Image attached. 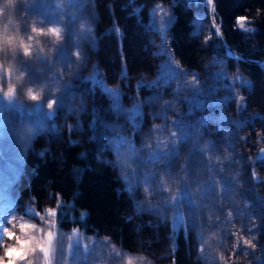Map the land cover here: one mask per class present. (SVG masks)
I'll use <instances>...</instances> for the list:
<instances>
[{
    "label": "rangeland",
    "instance_id": "rangeland-1",
    "mask_svg": "<svg viewBox=\"0 0 264 264\" xmlns=\"http://www.w3.org/2000/svg\"><path fill=\"white\" fill-rule=\"evenodd\" d=\"M45 1L16 0L6 6V0H0V229L7 228L21 240L39 238L40 234L30 228L22 231L21 225H36L46 233L51 221L52 264H126L129 256L134 264H169L176 257L179 264H208L218 253L212 248L213 236L224 238L222 264H264L256 237L260 231L264 233V160L259 159L264 149L261 86L239 64L229 66L227 59L215 52L203 72L180 65L170 48V29L175 21L170 5L158 2L150 10L149 25L156 32V42L152 32L141 41L129 37L134 44L129 43L125 53L129 58L130 54L135 56L136 61L128 71L120 49L117 13L122 11V17L133 21L129 16L138 7L132 0H94L96 24L89 20L91 15L73 4L70 14L76 21L71 27L66 16L72 0H51L54 4L44 11ZM174 2L194 10V32L207 45L217 38L207 0ZM5 25L8 36L18 34L12 44L5 43ZM32 27L43 28L44 34L32 32ZM53 27L60 30L59 38L49 33ZM68 38V52L63 54ZM83 39L89 41V62H81ZM21 40L30 46V55L23 54ZM9 83L16 88L11 101L3 95ZM78 86L82 88L76 89ZM28 88L41 95L39 103L29 97ZM106 88L118 95H110ZM76 90L88 92L84 93L86 106L73 101ZM49 99L57 100L54 110L46 107ZM49 111H54L52 118ZM109 126L115 134L109 157L129 198L128 214L134 221L148 224L143 233L138 232V245L132 250L113 241L110 234L59 227L55 216L47 214L49 209L56 212L59 197L46 193L38 204L29 184L37 159L45 153L51 155V147L55 155L66 142L95 144L105 138ZM182 133L188 136L186 141L180 139ZM121 136L130 143L120 145L117 154ZM173 137L179 155L170 158L167 170L164 161L148 160L161 147L170 150ZM97 148L95 154L100 155ZM133 158L147 163L138 168ZM182 185L200 206L197 225L190 223L187 235L185 219L183 224L177 222L175 207L166 206L183 191ZM157 208V212L151 211ZM182 209L188 217L184 202L180 205L184 217ZM142 210L147 213L144 219L139 215ZM159 210L165 217L163 222ZM170 225L179 230L174 238L181 237L179 248L172 247ZM15 243L5 233L0 239V256L4 245ZM27 258L33 264H44L38 250Z\"/></svg>",
    "mask_w": 264,
    "mask_h": 264
},
{
    "label": "trees",
    "instance_id": "trees-1",
    "mask_svg": "<svg viewBox=\"0 0 264 264\" xmlns=\"http://www.w3.org/2000/svg\"><path fill=\"white\" fill-rule=\"evenodd\" d=\"M132 1L138 7L129 16L133 21L122 17V11H120L121 14L120 12L117 13L119 17L118 21L120 20L119 23L121 24L120 49L126 58L128 71H130L136 61L135 56L130 54L129 58V53H125L128 44H134V40H129V37L133 36L137 41H141L142 37H145L153 31L149 25L150 10L156 3L161 2L170 5L175 14V21L170 29V48L180 65L190 71L203 72L207 67L212 52H215L217 55L226 58L229 66L239 64L240 68L245 71L248 77L255 84L258 83L261 86L259 99L260 106L264 107V69L254 63L239 62L227 56L224 45L215 36L212 42L207 45L202 36L194 32L192 21L194 10L189 7L185 8L181 3H175L174 0ZM215 1L216 18L222 25L227 41L245 56L255 59L264 58V0ZM52 4L54 3L51 0H46L42 6L44 11ZM73 4L79 7V11L82 10L86 14L91 15L89 20H92L93 23L97 22L95 13L92 11L95 5L94 0H72L67 5V25L71 27L70 23L76 21V17L70 14V10H73L71 8ZM203 7H205L204 4ZM238 17H247L245 28L254 29V31L241 29L236 23ZM144 32L145 34H143ZM152 33L151 35L154 38L153 42H156V32ZM69 43L70 39L68 38L64 43L65 50L61 53L66 54L68 52ZM81 44V62H89V41L83 39ZM80 86L76 87V89L82 88ZM84 93L88 95L86 90L83 92L74 91L73 101L76 103L82 101L83 105L86 106L87 102L84 101ZM63 104L64 102L62 101L57 105L58 110L63 107ZM108 132L109 134H113L110 130ZM109 134L106 137L104 136L105 138L102 141H95V144L93 141L66 142L55 155L51 147L50 157L45 153L37 159L35 171L29 176V184L31 193L36 198L38 204L42 202L46 193H53L59 197L60 202L55 212L56 222L59 227H78L85 234L95 233L104 236L110 234L113 241L132 250L136 247L138 232L143 233L146 228L145 226H148V224L144 225L145 222L141 220L134 221L133 216L128 214L130 205L129 198L122 188L114 162H107L102 156L95 154L97 146L99 147L97 148L99 151L102 150L103 145L109 146L105 142ZM110 136L113 145V141L115 140L112 135ZM110 148L113 150L111 145ZM184 203L187 204L186 202ZM158 208L151 211L157 212ZM159 212L160 219L163 222L165 217L162 211L159 210ZM182 212L184 214V225L187 235L190 233V223L188 217H185L186 211L182 209ZM145 214L147 213L143 210L139 213V215H143V219L145 218ZM214 225L215 223L213 227ZM170 228L174 231L171 225ZM202 229V225H200V234L202 233ZM192 231L194 232L195 229H192ZM256 237L259 239L260 253L264 258V233L260 231ZM211 241L212 248L218 253L214 256L215 261L209 262L208 264H222L221 258L224 253V238L222 241L221 238H215L213 236ZM179 246L177 244L175 247L179 248Z\"/></svg>",
    "mask_w": 264,
    "mask_h": 264
},
{
    "label": "snow or ice",
    "instance_id": "snow-or-ice-1",
    "mask_svg": "<svg viewBox=\"0 0 264 264\" xmlns=\"http://www.w3.org/2000/svg\"><path fill=\"white\" fill-rule=\"evenodd\" d=\"M207 2L209 4L212 3V0H207ZM247 21V17H238L237 18V25L241 28L244 29L246 31H254V29H246L245 28V23ZM32 32L34 33H38V34H44V29L43 28H39V31L37 32V28L36 27H32L31 29ZM49 33L54 34L57 38L60 37L61 33L60 30L58 28H51L48 30ZM34 37L29 36L28 39H33ZM5 42L6 44H12L13 42L11 41V39L8 37L7 32H5ZM21 45L23 46L24 49V55L28 56L31 54L30 52V46L27 43H24L23 40L20 41ZM75 55L77 57L80 56V52L77 51L75 53ZM8 77H11V70L8 71ZM19 79V77H18ZM141 84L143 85V82H141ZM152 87V86H149ZM110 95L116 96L118 95L117 93H113L111 89H105ZM0 91H3L2 89H0ZM15 92H16V88L15 86H13L12 84H8L7 87V91L3 92V95L9 100H13L14 96H15ZM27 94L29 95V97L36 102H40L41 99L38 96V94H35L33 92L32 88H28L27 89ZM57 104V100L56 99H49L46 101V107L49 110H54V106ZM242 107V106H241ZM117 110L119 111V107H117ZM138 111V110H137ZM47 115L51 118L54 116V111H49L47 113ZM177 124H180L181 122H176ZM181 140L186 141L188 139V136L182 133V136L180 137ZM130 143L129 141H127L126 139H124L122 136L120 137L119 140V144H117V154H119V147L122 144H128ZM133 152H135V149H132ZM201 151H203V149H201ZM178 150L176 148V143H175V137H173V143L172 146L170 148V150L168 151H164L161 147V150L155 153H152L148 160L151 162H155V163H159L161 161L165 162V170H167L169 162H170V158L171 157H176L178 156ZM259 159L264 160V154H262ZM132 162L137 163L138 168H143L144 164L147 163V161H137L135 158L132 159ZM125 164H127L128 162L125 161ZM154 175V174H153ZM124 179H126V177H124ZM143 179L145 180H151V177H143ZM161 184L164 183V181L161 179L159 181ZM183 187V191L180 192L178 197H173L172 199L168 200L166 202V206L169 208L175 207L176 209V221L183 224L184 221V217L180 211V205L182 202H186L187 206H188V221L189 223H191V225L193 227L196 226V217H197V210L200 207L198 204H196V202L191 199V194L188 191L186 185H182ZM129 192H131V188L129 187ZM48 216L50 217H54L56 214L55 212H53V210L49 209L47 211ZM35 215V214H33ZM41 219H43V217H41ZM25 227L30 228L32 230H34L36 233H39V238H37V236H31L28 237L24 240H21V238L19 236H16L15 233L9 231L7 228H2L0 229V239H3V235L6 233L7 237L9 239H14L16 241L15 244L12 245H4L3 248V255L0 256V264H5V260H7V264H33V262L31 260H29L27 258V256L29 254H33L36 253L37 250L39 251L40 254H42L43 260H44V264H52V257L54 254V249H53V241H54V236H53V232L51 231V229L54 227V225L51 223V221L48 222V228L49 230L45 233V230L43 228H38L36 225H21V230L23 231L25 229ZM245 243H248L247 241H245ZM13 253H19V255H13ZM40 257H37V260L39 261ZM128 264H133V260L131 258H129L128 260Z\"/></svg>",
    "mask_w": 264,
    "mask_h": 264
},
{
    "label": "water",
    "instance_id": "water-1",
    "mask_svg": "<svg viewBox=\"0 0 264 264\" xmlns=\"http://www.w3.org/2000/svg\"><path fill=\"white\" fill-rule=\"evenodd\" d=\"M210 11H209V19L210 23L212 25V28L216 34V37L220 39L223 42V45L228 52V54L233 57L236 60H239L240 62H249V63H254L258 64L259 66L263 67L264 66V58L262 59H255L251 58L248 56H245L238 50H236L226 39L222 25L218 22L216 18V1L212 0V3L210 4ZM264 68V67H263ZM52 118V117H51ZM264 154V149L261 151V155Z\"/></svg>",
    "mask_w": 264,
    "mask_h": 264
},
{
    "label": "bare ground",
    "instance_id": "bare-ground-1",
    "mask_svg": "<svg viewBox=\"0 0 264 264\" xmlns=\"http://www.w3.org/2000/svg\"><path fill=\"white\" fill-rule=\"evenodd\" d=\"M224 49H225V47H224ZM225 52H226V55H227V56L231 57V56L228 54V52L226 51V49H225ZM231 58H233V57H231ZM233 59H234V58H233ZM235 60H236V59H235ZM237 61H239V60H237ZM256 65H258V64H256ZM258 66H259V65H258ZM260 67H261V66H260ZM262 68H263V67H262ZM111 125H112V124H111ZM111 125H110V126H111ZM109 130L111 131V127L109 128ZM109 130H107V132H105V135H104L105 137H106L107 134H109V132H108ZM110 135H112L113 139L115 140V134H112V133L109 134V135H108L109 137H107V138L105 139V140H106V143L109 144V146H103L104 148H102V150L100 151V152H102L100 155H104L105 158H104L103 156H102V157H103L105 160H107V162H108V161H113V160L109 157V152H110V151H113V150H111L110 145H111L112 147L115 145V141H113L114 144L112 145V142H111L112 139H111V136H110ZM56 224H57V222H56ZM57 225H58V224H57ZM178 231H179V230H176V228H175V230H174L173 232L170 231V232H171L170 238L173 239V242H171V243H172V247H173V246H176L177 244H180L181 237L174 239V238L176 237V236H175V235H176V232L178 233ZM177 235H178V234H177ZM175 240H176V242H175ZM171 243H170V245H171ZM137 245H138V244L136 243L135 246H137ZM141 246H145V247H146V245H144V244H141ZM146 248H147V247H146ZM155 262H156V261H155ZM169 264H179V263H178V257L175 258L174 262L169 263Z\"/></svg>",
    "mask_w": 264,
    "mask_h": 264
},
{
    "label": "clouds",
    "instance_id": "clouds-1",
    "mask_svg": "<svg viewBox=\"0 0 264 264\" xmlns=\"http://www.w3.org/2000/svg\"><path fill=\"white\" fill-rule=\"evenodd\" d=\"M16 2V0H6V6H11L13 5L14 3ZM3 9L0 8V12H2ZM9 23H11V20L9 21ZM4 31L7 32L8 31V28H7V25L4 26ZM39 31V29L37 28V32ZM11 41L13 42L14 39H17L18 38V34L15 36V37H12V36H8ZM7 42V41H5ZM38 96L40 97V99L42 98L40 94H38ZM129 258H131V256H129L127 259H126V264H128V260ZM132 259V258H131ZM133 260V259H132ZM133 264H134V261H133Z\"/></svg>",
    "mask_w": 264,
    "mask_h": 264
}]
</instances>
